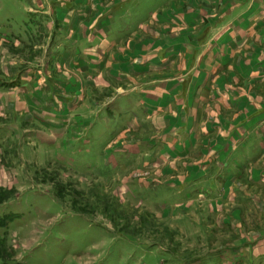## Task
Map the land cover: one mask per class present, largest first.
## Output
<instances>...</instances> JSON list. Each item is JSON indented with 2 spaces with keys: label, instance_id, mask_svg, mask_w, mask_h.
Instances as JSON below:
<instances>
[{
  "label": "crops",
  "instance_id": "0c3cea01",
  "mask_svg": "<svg viewBox=\"0 0 264 264\" xmlns=\"http://www.w3.org/2000/svg\"><path fill=\"white\" fill-rule=\"evenodd\" d=\"M59 1L27 8L37 17L23 36L0 31V43L33 48L16 65L0 57V141L26 119L43 135L64 126L71 142L129 129L112 159L170 157L209 175L176 193L212 190L217 173L252 175L264 191V0Z\"/></svg>",
  "mask_w": 264,
  "mask_h": 264
},
{
  "label": "rangeland",
  "instance_id": "374dc122",
  "mask_svg": "<svg viewBox=\"0 0 264 264\" xmlns=\"http://www.w3.org/2000/svg\"><path fill=\"white\" fill-rule=\"evenodd\" d=\"M53 1L0 0V31H32L27 8ZM9 40L0 57L11 65L32 54V43ZM21 122L0 141V264H264V191L252 175L232 184L217 173L212 190L190 182L176 193L181 179L209 175L179 172L170 157L112 159L129 129L104 145Z\"/></svg>",
  "mask_w": 264,
  "mask_h": 264
},
{
  "label": "trees",
  "instance_id": "16d2710c",
  "mask_svg": "<svg viewBox=\"0 0 264 264\" xmlns=\"http://www.w3.org/2000/svg\"><path fill=\"white\" fill-rule=\"evenodd\" d=\"M3 217V216H2ZM2 217H0V219L2 218ZM3 219V218H2Z\"/></svg>",
  "mask_w": 264,
  "mask_h": 264
}]
</instances>
